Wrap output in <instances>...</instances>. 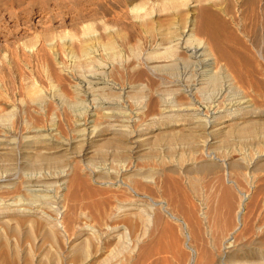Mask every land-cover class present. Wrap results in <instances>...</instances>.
Segmentation results:
<instances>
[{"label":"rangeland","instance_id":"rangeland-1","mask_svg":"<svg viewBox=\"0 0 264 264\" xmlns=\"http://www.w3.org/2000/svg\"><path fill=\"white\" fill-rule=\"evenodd\" d=\"M190 30L201 38L203 43L208 46V49L210 48L216 60L215 64L207 66L204 62L196 65L190 62L191 60L187 62L188 53L180 46V48L177 47L176 52L173 53L174 55L167 56L164 53L166 48L175 46V40L180 34L184 33L187 36ZM111 41L116 42V45H118L117 50L120 51V54L118 52L120 58L118 57L114 61L110 60L109 57L106 58L107 56L105 55L107 53L105 51L107 50L101 47L102 44H107ZM88 42L97 48L99 57L101 55L102 59L110 61L109 63H112V65L114 64V69L108 74L110 77L108 79L123 87H128L126 89L127 93L124 94V105L128 107L129 116L136 118L133 127L138 130V133L141 132L139 133L141 135L139 139H137L138 134L132 138L126 136L119 137V133L112 131L109 125H105L104 118L98 113L96 121L100 123L99 127L101 128L99 129L98 127V136L92 137V143L88 142V144L84 145V147H90V153L86 155L87 160L84 162H91L89 164L91 168L92 165L101 168L104 166L105 172L112 170L115 174L116 168L121 167L124 162L125 164L127 163V166H132V164L137 165L138 169H143L142 174L145 172L143 174L145 176L146 174L154 175V169L162 167L159 164L160 159L158 158L170 157L169 162H173L174 158H177L180 153H188L191 147L194 149L196 144H198V140L204 136L200 133L202 129L197 127L193 120L181 115L182 112L178 111L179 108L188 104L189 98L183 92L177 94L171 84L176 82L192 86V84H195L201 78V73L211 72L212 70L215 75L219 76V83L216 89L206 86L203 87L204 89L201 92L198 91L194 94V97L201 102V105H204L202 103H206L213 97L215 94L213 93L214 90L225 89L224 85H228L230 88L227 89L226 87L223 95L224 99L241 100V102L249 101V106L246 107V112H244V124L264 122V0H0V62L3 61L8 66L12 72L11 75L17 81L12 84V88L10 86L0 87V114H4L10 110L9 114L13 115L11 122L13 121L12 124L14 125L12 127L14 126V129H12L11 137H16L18 151H22L21 157L19 152L15 150V152L12 151V154L3 155L5 159L3 161L0 160V164L5 161L6 163L17 165V169H19L20 173L23 172L22 174H24V169L28 171L27 166H25L27 158H24L26 155L24 154L25 149L22 139L24 132L31 130L30 128L38 127L47 130L51 128L49 125L53 124L52 127L56 129L60 137L63 136L69 140L71 139V145L66 152L60 151L57 153L61 162H55L54 169L45 166L44 168L46 169L44 170L51 172L62 170V163L66 164L64 154L72 156V159L70 160L69 158V161H73L72 163L78 166L76 167L75 165L77 171L76 169H70L72 171L68 170L70 172L67 171L68 174L64 178L65 180L68 178L67 182L64 179L63 181L60 180L61 182L54 189H51L48 193L46 192L47 195L52 196V201L56 200L54 203L59 202L60 204H56V210H45L49 214L47 216L49 221L45 223L46 226L44 222L35 218V225L32 227V231L34 230L33 239L31 238L33 241L30 239L28 242V240L22 238L21 234L9 233L8 229H3L5 235L7 234L6 237H9L10 240H8L16 244L21 252L26 248H30L33 256L35 257L36 254L37 258L44 255L45 249H50L52 254L55 255L54 260H52L53 258L51 259L50 255V258L48 257L47 259L48 255H46L45 260H51L44 264H51L53 262V264H76L78 261L71 257L74 252L70 249L76 240V236L71 234L73 225H76L75 227L95 225V217L93 215L96 209L92 207L97 205L95 202L104 201L102 200L104 198L107 201L110 198L112 201L109 203L113 202L111 205L115 204L117 200L121 202L123 200L124 203H128L129 200L135 199L138 207L141 205L142 207L152 209L151 214L153 213V216L151 217V222L145 225V227L142 226V230L141 227L138 228L139 231H144L142 232L143 234L139 232V235H142L138 237V241L136 240L137 237L135 240L131 238L132 240L124 242L123 245H120L118 242L116 244L115 240L107 241V247L114 249L111 251H109L110 249H105V252H107L103 253V255L107 254L109 256H107V261L104 264H186L189 258L195 259L196 263L199 264H208L206 260L208 259L207 261H209L212 258H215V261L221 260L223 263H226L228 257H221V255L218 256L219 254H217L221 249V242L219 241L221 239L220 236L224 237V231L222 233L213 231L211 232L212 234H209L210 231L207 228L202 236L205 243L202 242L203 240L200 243L204 245H199L191 236L190 227L187 225L186 213L190 208L198 210L199 200L188 187L187 176L182 171L189 165L181 162V166L179 162L175 166L178 171L173 175H177L174 176L176 179L178 177V186L169 183L170 185L166 187L165 175L155 176L154 182L151 183H144L139 179L145 184L146 189H149H147L148 191L146 189L145 191H139L138 189L136 193L125 190L123 186H117V184H122L120 175L118 178H113L114 185L112 187H106V185L102 184L103 180H96L95 176L90 175L83 168L84 165L81 162L83 160L78 156L82 145L79 144L80 141H73L75 136H73L74 134L71 133V130L74 126L76 114L82 112L84 109V103L82 101L76 102L75 100V90L73 87L76 81L75 77L84 75L87 72V68L75 66L72 69L73 67L70 65L71 59L68 56L71 50H77L76 53H78L80 48L87 46ZM36 44L42 46V60L36 62L30 58L32 60L30 71L26 67L24 59L28 58V55L31 54V48L37 46ZM205 56L207 57V55ZM57 59L61 61L58 62ZM51 63H54V65ZM34 71L36 72L34 73ZM24 73H26L25 80ZM50 73L52 74L50 75ZM55 76L61 78L57 86L63 93L61 94L62 96L60 93L59 95L56 92L51 93L52 80ZM19 81H21L20 84ZM31 81H34L37 85L35 87L44 94L41 103L40 100H34V104L30 102L33 101L31 99L35 98L34 93H30L29 90L31 89L29 87V82ZM26 85L27 87H25ZM170 91L172 94H169ZM54 94L57 95H55V98ZM81 98L83 99L82 96ZM176 105L178 109L175 108ZM137 106L141 107V111L135 116ZM164 107H170L172 111L161 115ZM160 116L163 117L161 118ZM13 118L15 119L13 120ZM24 122L28 123V126ZM149 124L153 125L154 129L149 134H146L144 129L145 127H149ZM173 132L177 133L176 137L174 136L175 134L173 135ZM171 133L172 136L170 135ZM187 133L191 136L190 138L193 137V140L196 138L194 142L197 141V143H194L195 145L190 146L186 144ZM195 133H198L201 138L200 136L198 138ZM170 136L173 140L170 139ZM182 136L184 137L182 138ZM117 139L122 140V142L119 143ZM154 139H156L155 142L153 141ZM221 139L222 136L217 135L214 148H208L205 152L216 154V156H223L222 153L225 151V145L219 143ZM108 141L113 146L109 145ZM166 141L169 142L167 143L168 146ZM170 142L172 146L169 147ZM106 143L109 144L105 145ZM254 143L253 145L251 143L243 144V142L240 140L238 142V139L233 136L230 139L229 146L230 148L240 149L245 147L253 151L255 150ZM117 144L122 145L118 146ZM121 153L125 154L122 155ZM118 156L121 157L118 158ZM156 156L159 157L157 158ZM126 157L127 159L129 157V161L126 160ZM196 157L200 160V155H196ZM237 157L238 153L236 152V154H233V158L236 159ZM19 163L21 165L20 168L18 166ZM111 166L113 167L111 168ZM194 169H199V166ZM74 173H81L80 177H83L81 181L87 186H84V183L81 182H76V184L72 180ZM209 174L211 175L210 172H208V176H210ZM257 174L259 178L257 185L263 189V192L259 195L260 199L264 196V171H260ZM205 181L202 180L201 183ZM18 186H16V190L13 189V192H9V194H6L1 189L0 195L13 196L21 193V189ZM78 187L79 189H77ZM56 188L59 190H57V193L55 192ZM115 188L118 191L114 190ZM75 192L78 194H75ZM76 195L77 197L72 199ZM63 196H66V198ZM115 196H117L116 199H114ZM1 210L3 211V209ZM80 211L84 213L88 211L85 213V218L79 216ZM69 213L75 214V224L73 222L71 224L68 223L69 219L66 218L71 215ZM22 220L24 218L18 220L20 223L19 228L22 230L21 232L24 231L23 233H25L28 227L26 221ZM231 220L232 224H234V214H232ZM110 221L111 223L108 221V225L110 224L108 233L113 232V226L121 223L116 220ZM48 223H50V226L47 225ZM54 223L56 227L53 225ZM49 233L54 235L52 238L55 240L46 237L50 235ZM135 233L132 235L135 236ZM204 233H206L205 236ZM245 236V239L239 238L237 240V243L239 242L237 249L247 250L254 246L252 237ZM206 245L209 246V249L206 248ZM199 246H205L207 253L210 252V254L208 253L210 258H205L202 253L205 248L201 247L200 249ZM200 250L203 251L200 252ZM108 251L113 252L109 253ZM56 254H59L61 258L59 261L57 260L58 256L56 258ZM71 260L74 262H71Z\"/></svg>","mask_w":264,"mask_h":264},{"label":"bare ground","instance_id":"bare-ground-1","mask_svg":"<svg viewBox=\"0 0 264 264\" xmlns=\"http://www.w3.org/2000/svg\"><path fill=\"white\" fill-rule=\"evenodd\" d=\"M185 36L186 34L184 33L180 34L175 40L176 41L175 46L166 48L164 53L167 54V56L174 55L173 53H175L177 50V47L180 46L181 48H184L185 51L188 53V57L186 56L187 62L188 60H191L190 62L195 63V65L198 63L204 62L205 65L207 66H212L213 64L216 63L215 57L213 56L210 48L208 49V46L203 43L201 38H199L195 32L190 30V33L186 37ZM188 43L189 44L191 43V44L189 45ZM101 47L104 50H107L105 51L107 53V55H105L107 56L106 58L109 57V59L110 60L112 59L113 61L118 59L120 51L117 50L118 45H116V42L111 41V42H108L107 44H102ZM30 51H31L30 52L31 54L28 55V58L24 59V62H25L26 67L29 68L31 71V68H30L32 67L31 61L35 60L37 62V61L42 60L43 49L41 45H37L31 48ZM71 51L69 52L70 55L68 56V58L70 57L71 59L70 65L73 67L72 69H74L75 66H82V68H87V70L85 69L87 72L84 75L75 77L76 81L74 82V86H73L75 90L74 91L75 100L76 102L82 101L84 103V109L82 112L80 113L78 112V114H76L74 126L71 130V133L74 134L73 136H75V139L73 141H80L79 144L82 145V148L80 147L81 149L79 151L78 156L80 157L81 160H83L81 161L79 159L84 165L83 168H85V170H87L90 175L95 176L96 180H99V179L103 180L102 184L106 185V187L107 186L112 187V185H114L113 178H116V177L118 178V176L120 175V177L122 178L121 179L122 184L120 182L121 185L117 184V186H123L125 190L136 193L138 192L137 191L138 189L139 191L140 190L145 191L146 187H145V184H143V182L144 183L154 182L155 176L159 177V176L165 175L164 176L165 179L164 178L163 179L165 180L166 187L170 184H175L176 186H178V183H179L178 177L176 179V177L174 178V176H177V175L176 174L173 175L175 172L178 171V169H176L175 166H177V163L179 162H180L179 164H181L182 162V163H185L186 165H189L187 168L185 169L182 168L183 170L182 169L181 170L187 176L188 187L190 188L192 193L198 197V200H199L198 210L196 209L194 210V208H190L187 210V213H186L187 221H188L187 225H189L190 227L191 236L193 237L195 241L199 243V245H202L203 243L200 244L202 240H203L202 242L205 243L204 239H202L204 238L202 237L203 232L207 230V228L210 231L209 234L213 231L218 232V233H222L224 231L223 233L224 237L222 238V236H220L221 239L219 242H221L220 243L221 249L219 253L217 254H219L218 256L221 255V257H224V256L228 257V261L226 263H223L221 260L215 261L216 260L215 258H214L215 260L212 258V259H209V261H207L208 260L207 257L210 258V255H209L210 252H208L209 254L207 253L206 248H208L209 246L206 245L207 246L206 248L205 246H201L205 248L204 251L200 250V252L203 251L202 253L207 259L206 262L208 264H264V196L259 199V195H261V193L263 192V189L259 188V186L257 185V182L259 180L257 173H259L260 171H264V122L244 124V120H245L244 112H246V107L249 106L248 104L249 101L247 102L246 100V101L241 102V100L234 101V100H229V98L228 99L225 98L227 100L226 102L223 96L224 91L226 90V87L227 89H229L230 87H228V85H224L225 89L220 88L218 91L214 90L213 93L215 94L213 95V97L210 98L209 101H207L206 103H202L204 105H201V102L198 101L194 97V94L198 91L201 92V90L204 89L203 87H206V86H211V89L217 88V85L219 83V76L215 75L212 72L213 70L211 72H207L208 74L206 72L201 73L200 75L201 78L198 79V81H196L195 84H192V86L175 82L171 84V86L174 87L175 92H177V94L183 92L189 98L188 104H185L186 106L184 107L182 106V108L178 109L176 105L175 108H177L178 111L182 112L181 115H184L185 117L193 120L195 124L197 125V127L202 129L200 133L204 135L201 138V136L198 135V133L197 134L195 133L198 136V138L199 136L201 138L198 140V144H196V147L194 149H192L191 147L188 153H185V154L180 153L177 158H174L173 162L172 161L169 162L170 157L164 158V157H161L160 155L161 158H158L159 156L158 157L156 156L158 159H160L159 164L162 167L159 169L158 167L157 169H154L155 170L154 175H150L148 173L149 175L146 174L145 176L143 175L145 172L142 174L143 169L140 170V168L138 169L136 167L137 165H133V164L132 166H127V163L125 164L123 161H122L123 165L121 164L122 165L121 167L116 168L115 174L114 172H112V170L110 171L106 170L108 172H105L104 166L101 168V167H97V166L95 167L92 165V168H91V166L89 165L91 162L90 163L89 161L84 162L85 160H87L86 155L90 153V147H84V145L88 144V142L92 143L93 142L92 137L98 136L97 135L99 132L98 127L100 126L99 125L100 123L96 121V116L98 115V113H100L101 117L104 118V121L106 123L105 125H109L112 131L118 132L119 137L126 136V137L132 138L133 136H136L138 134L137 139H139V136H141L139 133L141 132L138 133L137 132L138 130H136L133 127L134 121L136 120V118L135 117L133 118V116H129L128 114L129 111H127L128 107L124 105V102H125L124 94L127 93L126 89L128 87H123L120 84L116 82H112V80L108 79L109 77L108 74H110L113 71L114 64L112 65V63H109L110 61L108 62V60L102 59L101 55L99 57L97 54L98 52L97 48L94 47V45L93 46L90 45L89 42L87 46H83L82 48H80L78 53H76L77 50H73L72 52ZM205 55H207V57ZM51 64L54 65V63H51ZM120 67L122 68L121 64H120ZM35 72L36 71H34V73ZM11 74L12 72L8 68V66L3 61H1L0 62V87H9V86L11 87L12 84L17 82L14 76H12ZM25 74L26 73H24V80L26 78ZM51 74L52 73H50V75ZM52 81H53V84H52L51 93L53 94L54 92H56L58 95L59 93L60 95L63 94L57 86L59 85L61 78L59 76H55V78H53ZM20 82L21 81H19V84ZM29 83H30L29 87L31 89L29 88L28 89L30 90V93L31 92L34 93V96H35L34 99H31L33 101H30V102H33L32 104H34V100L35 101L40 100V103H41L42 101L41 99L44 98V94L35 87L36 83H34V81H31ZM25 87H27V85ZM170 93L171 91L169 92V94ZM55 95L56 94H54V98H55ZM81 96L83 97V99L81 98ZM140 109H141L140 106L136 107L135 116H137V114L140 113L141 111ZM169 111H172L170 107L169 108L164 107L162 109L161 115ZM9 112H6V113L3 112L4 114H0V160L1 161L5 159L3 155H7V154L9 155L10 153L12 154L13 153L12 151L14 150L19 152L20 157L22 154L21 153L22 151L21 152L18 151V148H17L18 142L15 139L16 137L15 138L11 137L12 129H14L13 128L14 126L12 127V125L14 124H12L13 121L11 122V118L13 115L11 116ZM14 112L16 113V111ZM14 117H15V114H14ZM14 119L15 118H13V120ZM24 123L26 124V122ZM52 125L53 124H51V126L49 125V127L51 128L47 130H43L40 127H38V128H30L31 130H26L24 132L22 139L24 142L23 147L25 149L24 154L26 155L24 156V158L25 159L27 158V162L25 166H27L28 171L24 169V174H22L23 172L20 173L19 169H17V165H13L12 163L9 164L8 162L6 163L5 161H4L5 163L3 162L0 164V190L2 189L5 191L6 194H9V192H13L12 191L13 189L16 190L15 188H17L16 187L17 185H19L18 187L21 189L20 190L21 193H18L13 196L0 195V264H14V263L17 264V262L18 264H44V263H47L52 258H53L52 260H54L55 255L52 254L50 249H45L46 252L43 255L44 257L41 255L39 258H37L36 254H35V257L33 256L32 250L30 248H26L25 250H23V252H21L20 248H18L16 244H13L12 242L9 241L10 238L9 237L7 238L6 237L7 234L5 235L3 231V229L4 230L8 229L9 233L18 234V235L21 234L22 238L28 240L29 242V240L33 237L34 230L32 231V227L33 225H35L34 224L35 220L38 219L41 222H44V224L47 223L49 221V219L47 218L49 214H47L45 210L47 209L48 211H51L55 209L56 204L59 203L58 201H57L58 203H54L56 201L54 199L55 197L53 198L55 201H52L51 199L52 196L47 195L46 192L48 193L51 189H54V187L58 185L59 182L63 181V179L68 174L67 173L68 170L70 169L73 170V169H76V167H78L76 164L72 163L73 161L72 162L69 161V158L71 160L72 156L70 157L64 154L66 164L62 163L63 165V166L61 165L63 167L62 170L58 172H55L56 170L54 172L44 170L46 169L44 168L45 166L54 169L55 162H58V161L61 162V160H59L58 158L57 153L60 151L66 152L68 150V147L71 145V142H70L71 139L69 140L68 138H65L63 136L60 137V135L58 134L56 129L52 127ZM26 126H28V123L26 124ZM148 126L149 127H145L144 129V131H146V134H149L150 131L154 129L153 125L149 124ZM99 129L101 128L99 127ZM176 134H177L176 132L175 133L173 132V135L175 137L177 136ZM195 134L193 135L195 136ZM170 135L172 136V133ZM186 135H188V133ZM217 135L222 136V139L220 140L219 143H223L225 145V149H224L225 151L222 153L223 156H216V154L214 155L212 153L205 152V150L208 148H211V147L214 148L215 146L214 144L216 142L215 138ZM171 136H170V139H172ZM184 136H182V138ZM233 136H235L238 139V142L240 140L241 142H243V144L251 143V145H253L254 140H255L256 141L254 143L256 145V146L254 145L255 150L250 151L248 150V148L246 149L245 147L244 148L242 147L243 149L231 147L233 148L231 149L229 145H230V139ZM190 137H191L190 135L186 137L185 139L187 140L186 144L193 146L195 145L194 143H197V141L194 142L196 138L195 140H193L192 139L193 137L192 138ZM117 141L119 143L122 142V140L120 139H117ZM153 141L155 142L156 139H154ZM167 141H166V144L169 143ZM108 142L110 144L106 143L105 145L109 144L113 146L114 144L113 141H112L113 144H111L110 141ZM227 144L228 146H226ZM216 145H219V144H216ZM170 146H172L171 142H170L169 147ZM115 149L117 148L115 147ZM236 152L238 153V157L234 159L233 154H236ZM196 155H200V160L199 158L197 159ZM124 156H127V155H124ZM124 156L123 158H125ZM120 157L121 156H118V158ZM129 157L128 159L126 157L127 161H129ZM154 160L156 159L154 158ZM18 166L20 168L21 166L20 163ZM61 166L60 168H62ZM181 166H178V167H181ZM198 166H199V169H194L195 167L198 168ZM112 167L113 166H111V168ZM150 171H153V170H150ZM179 172L181 173V171ZM208 172L211 173V175L209 174L210 176H208ZM80 174L74 173L72 180L75 183L76 182L84 183L81 181L83 177L81 178ZM120 177H119V180H120ZM160 178L162 179V177ZM139 179H141L143 182ZM206 179L208 180L205 181ZM66 180H68V178ZM202 180L205 182L201 183ZM84 186H87V185H85L84 183ZM77 189H79V187ZM57 190L58 189L56 188L55 190L56 193H57ZM114 190H117V189L115 188ZM76 192L75 194H78ZM76 197L77 195L75 197L73 196L72 199ZM116 197L117 196H115L114 199H116ZM64 198H66V196ZM102 200L104 201L95 202L97 203L96 206L92 205L95 207V208L94 207L92 208L96 209L95 213L93 212L94 210L90 207L93 210L91 212L94 213L93 217H95L94 218L95 225L93 224L82 225L80 227H75L76 225L75 226L73 225L72 227L71 234L73 236H76V240L75 242H73V245L71 246L72 248L70 249H72L74 252L72 253L71 257L74 260L78 261V263L76 264H102V263L104 264V262L107 261V256L109 255L107 254L103 255V253L107 252V251L105 252L106 248L110 249L107 247V244H108L107 241L109 242V240H115L116 244L119 243L120 245H123L124 242L128 240L129 241L132 240L131 238H134L135 240V238L137 237L136 238L137 240L138 237L143 234L142 232H144V231L142 232L139 231L138 228L141 227V230H142V226L145 227V225L151 222V217L153 216V213L151 214L152 209L148 207H142L141 205L140 207H138L135 202V199L129 200L128 203L127 202L124 203L123 200L122 202L119 200L117 201L115 200L116 203L113 205H111L113 202L111 204L109 203L110 201H112L110 198L108 199L109 201L105 200V198ZM1 209H3V211ZM71 212L73 211L71 210ZM85 213L80 211L79 216H81L82 218L83 217L85 218ZM69 214L71 215L67 216L66 218V219H69L68 223L71 224L73 222V224H75V214L74 213H69ZM232 214H234V217H235L234 224H232L233 222L231 220ZM22 218H24V220L22 221H26L27 227H28L25 233H23L24 231L21 232L22 230H20L19 228L20 223L18 222V220ZM110 220H113V221L116 220V221L121 222L117 226H113L114 227L113 232L110 229L112 233L110 232L108 233V230H109L108 227L110 225V224L108 225V221L109 223H111ZM47 225L50 226V223H48ZM51 225H52V222H51ZM53 225L55 226V223ZM139 232L142 234L139 235ZM134 233L136 234L135 236L132 235ZM42 234H46V233H42ZM205 234L206 233H204V236ZM245 235H247L248 237H252L251 239L254 240L253 242L254 246L247 250L237 249V244L239 243V242L237 243V240L239 238H244ZM45 236L44 238L47 237L48 239L54 237L53 234L47 235L46 237ZM16 240L18 241L17 238ZM115 241H114V244H115ZM40 247H41V244H40ZM112 249H110L109 251H111ZM112 252H109V253H112ZM46 255H48L47 259L48 257L50 258V256H51V259L46 261L45 260ZM56 258L58 261L59 259H61L59 257V254L58 255L56 254ZM71 262H74V261L71 260ZM186 264H199V263H196L195 259L189 258Z\"/></svg>","mask_w":264,"mask_h":264}]
</instances>
